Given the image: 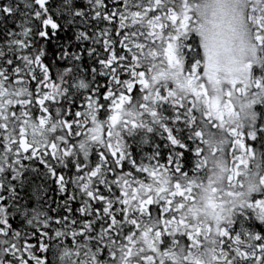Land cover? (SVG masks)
I'll return each mask as SVG.
<instances>
[{"label":"snow or ice","instance_id":"1","mask_svg":"<svg viewBox=\"0 0 264 264\" xmlns=\"http://www.w3.org/2000/svg\"><path fill=\"white\" fill-rule=\"evenodd\" d=\"M0 264H264V0H0Z\"/></svg>","mask_w":264,"mask_h":264}]
</instances>
